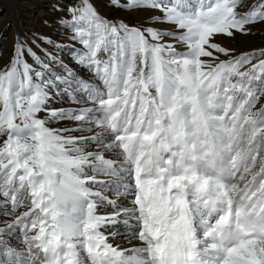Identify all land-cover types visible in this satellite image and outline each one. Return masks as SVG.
<instances>
[{
	"label": "snow or ice",
	"instance_id": "6c2138e0",
	"mask_svg": "<svg viewBox=\"0 0 264 264\" xmlns=\"http://www.w3.org/2000/svg\"><path fill=\"white\" fill-rule=\"evenodd\" d=\"M109 6L157 11L150 23L171 30L78 0L58 23L99 84L19 34L0 69V216H14L0 221V264H264V49L214 41L264 24V0ZM64 97L78 107L52 106Z\"/></svg>",
	"mask_w": 264,
	"mask_h": 264
},
{
	"label": "rangeland",
	"instance_id": "374dc122",
	"mask_svg": "<svg viewBox=\"0 0 264 264\" xmlns=\"http://www.w3.org/2000/svg\"><path fill=\"white\" fill-rule=\"evenodd\" d=\"M21 4V9L16 13L19 18L20 27L23 29L26 36L24 39L28 42V47H31L33 52L41 58H45V50L51 52L56 49L51 45L45 44L40 37H48L55 43L64 45L61 50H57L54 55L59 56V58L70 67L76 69L79 76L91 83L99 84L98 80L94 79V74L87 71L83 67L75 65L72 61L70 53L74 51H84L83 46L71 39L72 33L63 28L58 21L61 18H70L67 12L69 6L75 5L78 0H17ZM126 2V0H122ZM251 3L252 0H249ZM91 3L95 7L96 11L102 16L111 21L123 20L130 26H152L159 28L161 30H171V26L167 24H151V17L154 15H161V13L152 10H142L137 9L133 11H121L119 9H114L109 6V0H91ZM44 6V8H40ZM39 9L41 13L29 14L26 12L27 8ZM14 14V12L12 11ZM11 12L9 8L0 1V69H3L9 62V58L12 54L13 45L17 37V28L12 22ZM28 36V37H27ZM214 41L220 44L222 47L228 49L233 56H239L244 53H252L264 49V24H256L252 26V31L248 35L237 33L234 37H225L218 35L214 37ZM179 50H186L183 45L177 46ZM219 55L220 60H226L223 54ZM30 64H33L31 57H25ZM106 58V57H105ZM205 60H211V58H202ZM218 62V61H212ZM256 61H253L255 63ZM34 67H38L34 65ZM247 67H250L248 65ZM264 101V97L261 98ZM53 107H64V108H75L78 105L72 104L68 98H60L52 105ZM87 106H91L90 104ZM259 106V105H258ZM62 124H69L74 126L75 122H61L57 124H52L51 127L58 128ZM75 135H78L74 133ZM112 199L122 200L123 197L112 196L111 193H106ZM27 204V201L25 202ZM132 206L130 199L122 204V206ZM27 207H20L17 209L15 216L20 215L22 212L27 211ZM2 211V209H0ZM110 208H105L101 214H108ZM14 216H0V221L12 220ZM4 226L0 224V227ZM126 243L123 244L122 248H131L132 244L137 245L139 241L133 240L131 242L125 240ZM136 241V242H135ZM134 242V243H133ZM12 247L16 249H23V245L18 242L17 239L12 240Z\"/></svg>",
	"mask_w": 264,
	"mask_h": 264
},
{
	"label": "bare ground",
	"instance_id": "6f19581e",
	"mask_svg": "<svg viewBox=\"0 0 264 264\" xmlns=\"http://www.w3.org/2000/svg\"><path fill=\"white\" fill-rule=\"evenodd\" d=\"M0 1H2V3H4L8 8H9V10H10V12H11V20H12V22H13V24L15 25V27L17 28V34H19L22 38H24L25 36H26V34L24 33V31H23V29L20 27V21H19V18L16 16V13L21 9V4L17 1V0H0ZM40 8H44V6H40ZM12 11L14 12V14L12 13ZM26 12H29V14H30V16H31V14H34V13H41V11H39V9H36V7L35 8H27L26 9ZM28 37V36H27ZM52 53L53 54H56L57 53V50L56 49H54L53 51H52ZM57 56V55H56ZM59 57V56H58ZM123 200V199H122ZM123 207H132V206H129V205H127V206H123ZM107 234V233H106ZM121 235H125V233L122 231L121 232ZM109 240H110V242H113L114 243V245L115 244H119L120 246H121V248H122V246H123V244L124 243H126V241L125 240H123V239H120V237L118 236L117 238H116V240L115 241H112V239H111V237H109ZM136 242V241H135ZM134 243V242H133ZM139 243L140 242H138V244L137 245H133L132 244V246H131V248H133V247H136V246H138L139 245Z\"/></svg>",
	"mask_w": 264,
	"mask_h": 264
}]
</instances>
